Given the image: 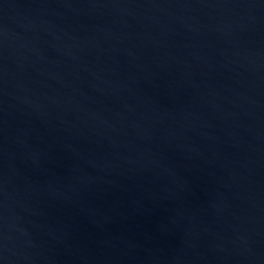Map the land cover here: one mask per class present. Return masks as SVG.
Instances as JSON below:
<instances>
[{
  "label": "water",
  "instance_id": "obj_1",
  "mask_svg": "<svg viewBox=\"0 0 264 264\" xmlns=\"http://www.w3.org/2000/svg\"><path fill=\"white\" fill-rule=\"evenodd\" d=\"M0 264H264V0H0Z\"/></svg>",
  "mask_w": 264,
  "mask_h": 264
}]
</instances>
